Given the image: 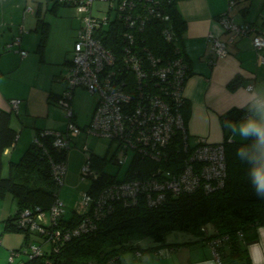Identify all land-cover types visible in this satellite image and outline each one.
Wrapping results in <instances>:
<instances>
[{"label": "built area", "instance_id": "2783aa9c", "mask_svg": "<svg viewBox=\"0 0 264 264\" xmlns=\"http://www.w3.org/2000/svg\"><path fill=\"white\" fill-rule=\"evenodd\" d=\"M58 1L75 8L79 18L69 68L64 76L66 87L54 100L64 111L66 126L63 131L47 129L39 135L51 136L52 144L58 150H68L73 137L80 133L100 136L110 143L115 142L116 150L122 151L123 158L114 157L119 166L124 163L129 150L157 163L168 161V150L177 136L180 143L175 147L184 155L181 167L177 169L166 170L159 166L146 179L112 183L95 197L86 190L80 197L84 217L73 227L60 226L65 204L58 193L48 209L39 206L22 209L15 219L16 227L40 236L43 242L50 244V250H57L64 242L92 231L95 228L93 218L99 219L110 212L113 200H121L125 205H135L142 200L147 207H157L168 198L167 195L178 196L196 190L209 193L221 189L227 174L223 141L210 143L202 137H196L194 142L189 140L181 110L185 103L184 85L190 74L189 65L179 37L175 35L168 16L162 13V1L115 0L113 3L114 0H106L111 15L104 13L101 17L91 13L95 0ZM232 4L230 0L228 8ZM152 21L160 23L159 36L170 47L166 58L156 55L148 45L146 31ZM218 22L224 32L230 33L231 39L250 36L253 31L251 24L233 22L228 10L219 15ZM115 24L120 30L113 51L102 44L97 34ZM20 41L19 35L14 36L6 43L5 49L10 50L13 45L19 47ZM251 44L256 51L264 50V34L254 33ZM210 48L218 57L227 54L225 43L218 38L211 41ZM17 52L21 56L26 55L20 47ZM76 87L97 94L92 118L83 128L75 123L71 103ZM19 102L18 99H10L15 113ZM33 143L42 147L37 135ZM86 149L84 145L83 151ZM49 161L52 177L59 189L65 180L66 161L57 162L51 158ZM80 172L82 179L97 177L86 162ZM223 239L226 237L208 242L217 264H222L216 249ZM9 253L8 262L11 263L22 255H40L42 250L29 242L27 246Z\"/></svg>", "mask_w": 264, "mask_h": 264}, {"label": "crops", "instance_id": "0c3cea01", "mask_svg": "<svg viewBox=\"0 0 264 264\" xmlns=\"http://www.w3.org/2000/svg\"><path fill=\"white\" fill-rule=\"evenodd\" d=\"M229 1L176 0L175 2L176 10L185 25L184 30L176 36L179 37L189 65L190 74L184 85L186 103L181 110L191 142H194L196 137H202L210 143H219L228 135L229 142L241 141L224 129L220 116L232 109L246 108L242 105L248 98L250 88L264 86V61H262L264 50L256 51L251 44V36L254 33L264 34V0H232L233 4L228 8ZM53 2L54 0H0V108L11 113L10 126L17 135L14 144L4 150L2 175L5 170L8 174L9 163L21 158L37 132V129L34 130L27 125L28 120H25L24 124L20 119L21 105L24 103L26 109H30L32 107L30 100L35 96H38V99L45 97L48 88L54 91V93L50 91L49 98L52 99L65 88L64 76L69 68L70 53L78 31L79 18L72 6L62 4L53 6ZM92 4L93 15L99 17L104 13L111 15L106 0H95ZM226 10L233 22L253 26L250 36H236L231 39L230 33L223 31L218 17ZM40 20L47 23V36L41 50L38 47ZM18 35L21 37L19 47L26 51L25 56L17 52L18 46L13 45L10 50L5 49L6 43ZM214 38L225 43L227 50L225 56L218 57L211 50L210 44ZM32 70L42 75V79L38 80L39 77L36 79L38 86L34 91L26 89L23 85V77ZM234 78L239 79L240 84L237 88L231 89L228 83ZM10 99L20 101L18 111L15 113L17 117H12ZM78 135L73 137V140ZM111 144L108 142L107 147ZM66 175L67 173L65 179ZM6 197L9 199L8 206L4 202ZM61 201L65 204L64 220L81 214V200L74 204L69 214L65 211L68 207L67 202L62 199ZM16 208L17 203L10 194H6L0 200V264H19L21 262L19 259L25 260V256L22 255L10 263L8 262L10 250L20 248L26 240L34 243L30 235L25 237L19 230L9 231L5 228V222L13 217ZM255 230V239L246 245L249 262L264 264V225H260ZM204 231H207L206 228ZM15 236H19L18 239H14ZM207 237L206 233L198 236L190 242V246L186 247L150 246L148 249H143L139 246L138 250L126 252L121 257L120 264H217Z\"/></svg>", "mask_w": 264, "mask_h": 264}, {"label": "trees", "instance_id": "16d2710c", "mask_svg": "<svg viewBox=\"0 0 264 264\" xmlns=\"http://www.w3.org/2000/svg\"><path fill=\"white\" fill-rule=\"evenodd\" d=\"M161 1L162 13L168 16L175 35L181 33L185 25L176 10V0ZM59 4L67 5L54 0L53 6ZM148 26L146 38L150 49L156 55L166 58L170 47L159 36L162 26L157 21H152ZM119 30L118 24L111 25L106 31L99 32L97 37L103 45L115 51L113 45L117 42ZM39 31L38 47L41 50L47 36V23L44 20L39 21ZM228 84L231 89H235L240 84L239 79L234 78ZM246 112V108L232 109L220 116V121L223 125L228 120L239 121ZM10 114L0 108V200L10 194L17 203L13 217L5 222V228L9 231H20L22 229L16 227L15 219L22 209L36 206L48 209L53 203L59 189L52 177L49 158L57 162L66 159L67 150L56 149L51 136H40L43 130H37L35 136H38L42 147L32 142L19 160L9 163L8 174L3 176L4 150L14 144L17 136L10 126ZM228 138L229 135L223 141L227 174L221 189L209 193L196 190L178 196L167 195L168 198L157 207H147L142 200L135 205H125L121 200H113L110 212L104 213L99 219L93 218L95 228L92 231L64 242L57 250H50V253L42 251L37 256L24 255L26 259L20 258L19 264H102L109 261L120 264V259L126 252L140 248L138 242L141 239H151L157 245L156 248L163 245L173 247L178 244L166 243V236L170 232L180 231L198 237L205 235L204 228L210 224L213 232L206 238L208 242L214 238L226 237L216 249L222 264H250L246 245L255 239V229L264 225V199L256 195L248 179V166L236 155L241 144H250L251 141L229 142ZM172 143L167 153L168 161L163 163L134 153L122 180L117 175L103 171L105 157L90 153L85 162L95 171L97 177L90 180L87 191L95 197L105 186L112 183L146 179L159 166L166 170L181 167L184 154L175 147L180 143V137L177 136ZM88 150L87 148L84 151ZM113 157L111 159L114 160ZM83 217L82 214L68 220L62 217L60 226L73 227ZM26 233L25 237L30 235L28 231ZM28 244L29 241L26 240L21 247Z\"/></svg>", "mask_w": 264, "mask_h": 264}, {"label": "rangeland", "instance_id": "374dc122", "mask_svg": "<svg viewBox=\"0 0 264 264\" xmlns=\"http://www.w3.org/2000/svg\"><path fill=\"white\" fill-rule=\"evenodd\" d=\"M71 54V53H70ZM72 54L70 55V57ZM39 77V78H38ZM42 79V75L32 70L30 73L27 72L26 76L23 77L24 79V87L26 89H30L31 91H34V89L37 88L38 85H36V79ZM48 79V78H47ZM49 84V83H48ZM64 85L66 87V84L64 82ZM65 89V88H64ZM54 93L52 88H48L47 94L45 97H40L38 99V96H35V98L31 99V105L32 107L30 109H26V106L24 103L21 105L20 108V119L23 120L24 124L27 121V125L31 127L32 129L37 130H64L66 126V118L64 115V111L62 108H60L58 105L55 104L54 99L49 98L51 92ZM73 95L71 99V103L73 105L74 115H75V123L78 127L83 128V126L87 125L91 118L92 113L96 105L97 101V94L90 93L85 88L76 87L73 90ZM62 93V92H61ZM37 95V94H35ZM12 117H17L15 112H12ZM34 129V130H35ZM73 140V139H72ZM238 140H241L238 137ZM242 141V140H241ZM84 144L86 147L89 148L88 152L83 151ZM108 141L105 138H102L100 136L95 135H86L85 133L78 135L76 139L72 141L71 147L67 150V175L66 179L59 188V199L64 200L67 202L68 207L65 209L67 213L71 212V210L74 208V204L80 200V195L83 192H86L88 189L87 187L90 184V180L88 177L86 179H82L81 176V167L85 166V160L87 156L90 153L95 154L96 156L105 157V160H103V171L107 173H111L114 175H117L119 179L122 180L124 177V173L126 172V169L128 168L129 164L131 163V158L134 154V151L129 150L127 153V158L124 160V163L122 164V167H120L117 162H115L112 158L114 156L115 158H123L122 151L116 150V143L113 142L109 147ZM113 157V158H114ZM3 175H7V171L5 170L3 172ZM8 197L5 198L4 202L8 206ZM66 213V214H67ZM67 214V215H68ZM207 231H204L208 236L212 234V225H207L206 227ZM204 228V230H205ZM21 235L23 234L26 236V231L20 230ZM15 234V233H14ZM32 241H34V246H40L41 250L43 252L50 253V244L43 242V239H41L40 236H37L34 233H30ZM19 237V236H18ZM17 236L14 237V239H18ZM196 238L195 235L190 233H183L180 231H174L170 232L166 236V243L174 244L177 243V246H187L191 245V241ZM24 240V238H23ZM139 246L143 249H148L151 247H156L157 245L149 238H144L139 240ZM166 245H163L162 247H165ZM161 247V248H162ZM168 247V246H166ZM26 258V257H25Z\"/></svg>", "mask_w": 264, "mask_h": 264}, {"label": "clouds", "instance_id": "9594fccd", "mask_svg": "<svg viewBox=\"0 0 264 264\" xmlns=\"http://www.w3.org/2000/svg\"><path fill=\"white\" fill-rule=\"evenodd\" d=\"M247 115L239 121H225L227 129L233 137L250 144H241L237 149V157L247 168L248 179L258 197L264 199V86L250 88L244 105Z\"/></svg>", "mask_w": 264, "mask_h": 264}]
</instances>
